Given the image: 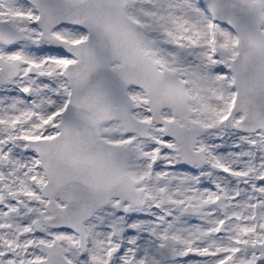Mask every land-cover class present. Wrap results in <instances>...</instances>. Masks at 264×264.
<instances>
[{"label": "snow or ice", "instance_id": "6c2138e0", "mask_svg": "<svg viewBox=\"0 0 264 264\" xmlns=\"http://www.w3.org/2000/svg\"><path fill=\"white\" fill-rule=\"evenodd\" d=\"M0 264H264V0H0Z\"/></svg>", "mask_w": 264, "mask_h": 264}]
</instances>
